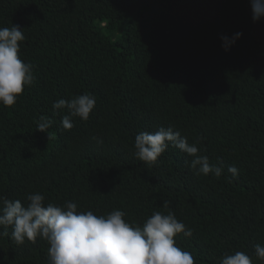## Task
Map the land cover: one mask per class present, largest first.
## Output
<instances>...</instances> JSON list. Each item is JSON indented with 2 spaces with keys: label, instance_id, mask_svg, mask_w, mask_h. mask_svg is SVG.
Masks as SVG:
<instances>
[{
  "label": "trees",
  "instance_id": "16d2710c",
  "mask_svg": "<svg viewBox=\"0 0 264 264\" xmlns=\"http://www.w3.org/2000/svg\"><path fill=\"white\" fill-rule=\"evenodd\" d=\"M12 24L35 79L15 105L0 103V196L26 203L40 192L46 204L119 209L141 225L171 210L193 230L174 239L196 264L236 251L264 264V19L253 21L250 0H0V27ZM237 32L225 52L220 35ZM85 93L95 108L65 130L68 109L53 103ZM161 127L222 162L221 176L197 174L171 143L155 163L139 160L135 136ZM7 231L0 264H48L47 240L18 245Z\"/></svg>",
  "mask_w": 264,
  "mask_h": 264
},
{
  "label": "clouds",
  "instance_id": "9594fccd",
  "mask_svg": "<svg viewBox=\"0 0 264 264\" xmlns=\"http://www.w3.org/2000/svg\"><path fill=\"white\" fill-rule=\"evenodd\" d=\"M250 8L254 22L264 19V0H250ZM242 36V32L231 37L221 34L223 50L230 51ZM24 39L23 30L18 25L0 27V103L6 107L15 105L25 86L34 83V66L19 56V42ZM95 105V95L85 93L70 100L60 98L52 107L54 110L68 109L61 126L70 130L74 127L72 118L86 121ZM52 124V119L42 115L37 130L47 133ZM93 140L103 143L98 137ZM169 143L193 157L190 166L197 170V174L221 176L222 162L211 164L208 156L198 154L200 150L196 143L190 144L187 137H182L171 127H161L154 133H138L134 143L135 155L143 162L155 163ZM227 170L232 174L230 182L238 178L237 167L229 166ZM45 199L40 192L27 194L26 203L0 196V226L4 227L0 236H9L7 228L12 226L11 238L18 245L25 239L32 243L37 237L47 240L50 245L48 264H196L192 253L179 247L174 239L180 233L190 237L193 230L179 221L171 210L167 214L154 211L141 225L126 221L127 213L123 210L97 215L92 210L77 211L75 202L61 206L52 202L46 204ZM163 206L167 208L168 203ZM255 254L264 261V246L255 245ZM220 264H252V258L243 251H236L224 255Z\"/></svg>",
  "mask_w": 264,
  "mask_h": 264
}]
</instances>
